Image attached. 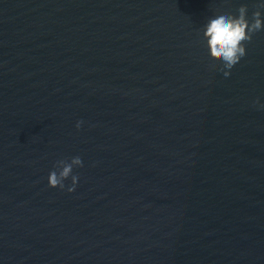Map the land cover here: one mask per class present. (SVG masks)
Returning <instances> with one entry per match:
<instances>
[{"label":"water","instance_id":"obj_1","mask_svg":"<svg viewBox=\"0 0 264 264\" xmlns=\"http://www.w3.org/2000/svg\"><path fill=\"white\" fill-rule=\"evenodd\" d=\"M242 3L0 0V264H264V31L202 38Z\"/></svg>","mask_w":264,"mask_h":264},{"label":"clouds","instance_id":"obj_2","mask_svg":"<svg viewBox=\"0 0 264 264\" xmlns=\"http://www.w3.org/2000/svg\"><path fill=\"white\" fill-rule=\"evenodd\" d=\"M255 8L249 15L248 4L242 3L236 12L219 11L206 20L202 38L211 54L219 58V71L225 77L231 75V69L246 55V42H250L255 33L264 31V0H256ZM81 123L78 121L76 127L79 128ZM82 166L83 161L78 155L57 160L47 177L49 186L64 189L65 181L70 177L67 191H74L79 176L73 170Z\"/></svg>","mask_w":264,"mask_h":264}]
</instances>
